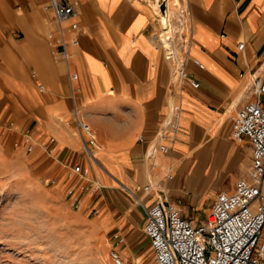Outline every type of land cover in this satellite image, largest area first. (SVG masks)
Here are the masks:
<instances>
[{
	"label": "crops",
	"instance_id": "1",
	"mask_svg": "<svg viewBox=\"0 0 264 264\" xmlns=\"http://www.w3.org/2000/svg\"><path fill=\"white\" fill-rule=\"evenodd\" d=\"M59 1L73 6L61 24L52 0H0V120H10L9 135L18 141L10 160L19 173H33L30 188L59 208L66 185L77 181L67 176L69 166L86 167L97 187L77 194V210L94 212L86 227L97 244L150 264L145 212L134 196L145 203L153 197L136 185L160 183L196 224L219 191H232L248 176L250 142L233 138L231 128L243 103L264 108V92L256 95L251 84L254 74L264 77V0H181L179 26L186 32L177 63L168 59L176 54L170 16L177 0H167L169 27L160 43L153 0ZM172 104L178 109L176 127L163 139L168 149L149 154ZM77 118L94 136L92 156L82 147L87 134ZM27 127L35 146L28 153ZM40 175L55 178L53 186H42Z\"/></svg>",
	"mask_w": 264,
	"mask_h": 264
},
{
	"label": "built area",
	"instance_id": "2",
	"mask_svg": "<svg viewBox=\"0 0 264 264\" xmlns=\"http://www.w3.org/2000/svg\"><path fill=\"white\" fill-rule=\"evenodd\" d=\"M50 7L59 24L73 12L72 3L59 0H52ZM70 27L75 28L76 22H71ZM59 44L64 45V39L61 38ZM238 46L241 47L242 42ZM60 53L67 57L65 48ZM176 72L178 75L183 74L180 67ZM71 76L76 75L72 73ZM189 83L197 85L193 78H189ZM251 84L256 95L264 92L263 76L254 74ZM43 88V85H39V90ZM177 109L175 104L170 106L161 127L152 137L155 142L150 146L149 154L155 149L167 151L168 145L163 139L168 129L176 127ZM75 122L79 132L87 134L85 139L81 136L82 147L92 156L88 146L94 139L91 129L78 118ZM231 135L238 140L245 137L250 142L248 176L238 178L232 191H219L215 195L203 222L194 224L183 217L167 198L160 183L148 181L135 186V191L152 193L153 197L145 203L132 191L145 212L143 231L152 249L150 264H264V108L259 102L247 101L235 111ZM29 138L30 133L27 132L25 139ZM27 148L32 150L33 143H28ZM52 148V144L47 146L48 151ZM86 175L87 168L78 162H73L67 171L69 178L77 177V181L71 183L67 191L71 204L75 206L78 204L79 192L97 187ZM165 177L170 179L172 175L166 173ZM117 240L121 241V238ZM109 257L112 264H142L124 259L116 248L109 249Z\"/></svg>",
	"mask_w": 264,
	"mask_h": 264
},
{
	"label": "rangeland",
	"instance_id": "3",
	"mask_svg": "<svg viewBox=\"0 0 264 264\" xmlns=\"http://www.w3.org/2000/svg\"><path fill=\"white\" fill-rule=\"evenodd\" d=\"M170 16L172 44L176 51L174 63H177L179 49L186 32V25L180 31L178 15L181 0L176 1ZM157 8V3H155ZM158 42L164 37L169 22L160 19L156 9ZM165 49V47H164ZM166 54L168 51L165 49ZM2 119V118H1ZM3 120V119H2ZM0 120V264H112L109 247L98 245L93 231L86 227L94 212L87 208L85 216L71 204L67 193L69 184L64 189L65 201L62 208L48 202L41 193L32 190L33 173H19L10 158L16 152L18 142L10 137V120ZM8 120V121H7ZM27 132L24 129L23 151L28 153ZM16 169V170H15ZM30 170V169H29ZM87 176V175H86ZM88 177V176H87ZM89 178V177H88ZM45 187L53 186L55 178L49 175L37 177ZM80 193V192H79ZM63 205V204H62ZM89 218V219H86ZM97 252V253H96ZM100 255V256H99ZM99 256V257H98Z\"/></svg>",
	"mask_w": 264,
	"mask_h": 264
},
{
	"label": "water",
	"instance_id": "4",
	"mask_svg": "<svg viewBox=\"0 0 264 264\" xmlns=\"http://www.w3.org/2000/svg\"><path fill=\"white\" fill-rule=\"evenodd\" d=\"M154 3H157V9L158 11L164 15L165 9H166V4L165 0H153ZM164 24V23H163Z\"/></svg>",
	"mask_w": 264,
	"mask_h": 264
},
{
	"label": "bare ground",
	"instance_id": "5",
	"mask_svg": "<svg viewBox=\"0 0 264 264\" xmlns=\"http://www.w3.org/2000/svg\"><path fill=\"white\" fill-rule=\"evenodd\" d=\"M165 4H166V9H165V13H164V15L160 13L161 21H163V23H164L165 21H167V0H165ZM177 69H179V68H177ZM96 253H97V252H96ZM99 256H100V255H99ZM99 256H98V257H99Z\"/></svg>",
	"mask_w": 264,
	"mask_h": 264
}]
</instances>
